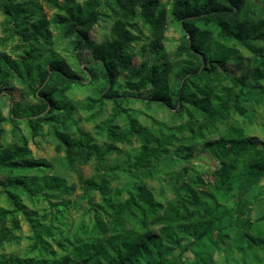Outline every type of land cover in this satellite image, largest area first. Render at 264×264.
Returning a JSON list of instances; mask_svg holds the SVG:
<instances>
[{"label": "trees", "instance_id": "1", "mask_svg": "<svg viewBox=\"0 0 264 264\" xmlns=\"http://www.w3.org/2000/svg\"><path fill=\"white\" fill-rule=\"evenodd\" d=\"M57 8L60 12L50 20L40 17L29 21L21 3L0 0V13L18 42L14 56L0 51V92L15 81L35 100L27 106L10 103L7 109L6 120L16 141L0 147V173L4 177L0 187L9 206L0 208V244L16 240V214H21L31 229V248L39 254L37 258L11 254L4 263L264 264V213L252 218L251 199L235 194L238 189L249 192L264 176V148L256 137L227 122L232 115L245 114L247 106L264 104V6L249 0H63ZM102 8L109 10L112 23L108 39L95 44L90 32ZM168 14L181 30L175 52L180 59L168 58L163 47ZM134 19L147 28V50L152 56L151 63L138 67L132 66L130 53L137 40L130 30ZM50 25L72 50L90 52L89 67L73 68L55 53ZM230 42L255 57L246 76L227 73L225 64L231 51L225 43ZM82 75L95 87L94 96L85 103L98 111L106 101L112 105L111 117L101 127L107 141L102 147L87 133L73 136L59 129L63 125L59 112L68 114L71 110L65 94L81 86ZM121 89L128 93H120ZM1 99L0 95V104ZM133 99L187 117L176 129L180 147L173 153L186 163L198 150L205 151L217 164L213 182H205L184 168L173 177L172 197L161 202L144 184L120 199L104 197L108 189L103 178L98 183L86 179V191L101 193L102 204L95 207L107 219L95 211L92 237L75 239L70 251L56 258L45 240L51 238L52 226L38 229L32 219L35 212L26 208L22 198L34 203L65 191L66 186L60 178L43 175L49 165L30 157L19 125L24 123L31 136L43 125L49 126L56 140L54 151L62 153L69 166L76 162L85 165L90 160L97 165L106 154L118 150L116 144L135 140L139 149L129 167L149 171L169 155L170 137H154L124 110L123 104ZM121 114L124 124L120 127L116 118ZM31 171L34 173L29 175ZM48 204L54 208L55 220L60 221L70 203ZM217 251L221 252L219 260L214 258ZM185 252L190 253V261L184 260ZM44 253L51 256L43 258Z\"/></svg>", "mask_w": 264, "mask_h": 264}, {"label": "rangeland", "instance_id": "2", "mask_svg": "<svg viewBox=\"0 0 264 264\" xmlns=\"http://www.w3.org/2000/svg\"><path fill=\"white\" fill-rule=\"evenodd\" d=\"M13 3H21L26 12L29 21L37 18H45L50 20L55 13H59L57 8L62 4L63 0H12ZM50 1H54L52 4ZM80 2V0H74ZM256 6H264V3L258 0H249ZM164 3L165 0H162ZM57 5V6H56ZM169 10V6L166 7ZM101 16L90 32V39L95 44H101L108 39L109 28L112 23V16L107 8H102ZM256 16L254 15V18ZM7 18L0 13V51L14 56L18 52V42L16 38L9 32V24ZM133 26L130 28L137 40L130 46L132 54V66L138 67L141 63L149 64L152 62V56L148 53L147 43L149 35L145 25L139 19L131 21ZM167 29L164 34L163 47L170 59L176 58L175 52L179 45L181 30L179 25L174 22L171 16H167ZM52 35H54L53 50L55 53L64 58L74 68L84 69L89 67L92 58L89 51H74L71 49L68 41H62L57 38V32L50 25ZM259 45V43L257 44ZM230 49L229 59L225 64L227 73L234 77L246 76L255 63V57L252 53L230 42L225 43ZM128 93L127 90H120V93ZM95 87L88 83L87 77L81 76V86L74 87L70 92L65 94V100L71 105L68 114L60 111L58 119L63 121V125L59 129H64L67 133L77 136L80 132L87 133L94 143L103 146L107 141L104 131L101 129L102 123L108 120L112 114V105L109 101L104 102L100 111L91 103H85L86 98L93 97ZM2 96L0 104V112L3 117L0 122V147L9 146L16 141L12 137L11 127L6 120L7 109L10 103H19L23 106L35 103L28 91L19 83L12 81L1 92ZM128 95V94H127ZM130 99L132 97L130 96ZM91 105V106H90ZM125 111L135 116L142 127L149 130L152 135L160 140H166L170 137V144L167 146L170 153L166 158H161L158 165L149 171H138L129 167L134 156L138 153L139 144L133 140L130 144H116L117 151L109 152L105 155L99 164H95L90 160L87 164L82 165L76 162L73 166L66 164L63 154L54 151L55 138L49 126L43 125L40 131L31 136L29 129L24 123L19 125V131L26 139V146L33 159L44 160L49 167L43 170V175L60 178L65 183V191L48 195L42 200L29 202L22 198V203L28 210L35 212L32 216L34 225L52 226L51 238H45L49 245V250L53 251L56 258L67 254L70 251V243L79 238L87 241L92 237L91 225L93 213L99 212L104 220L107 219L106 214L95 207L102 204V195L97 190L84 189L83 181L93 179L98 183L99 178L106 181L108 192L104 197H117L124 199L127 191L135 189L138 185L144 184L149 187L158 201H165L172 197L171 186L173 177L181 173L184 168L189 174L199 175L203 181L212 183V173L216 169L215 160L203 150H198L188 162L184 163L178 160L173 153L180 142L177 127L182 125L187 117L184 114H178L170 108L159 107L157 105L145 106L142 101L133 99V101L123 104ZM229 124L236 125L243 129L247 136H254L264 148V104L257 106H247V112L243 115H232L227 119ZM118 126L124 124V114L116 118ZM34 172H29L32 175ZM0 181H4L3 175L0 173ZM120 193L119 195H116ZM237 196H246L252 201V218H256L264 213V176L259 180L257 186L253 187L249 192L245 189L235 190ZM68 200L69 207L63 214L60 221L54 218V208L48 202H59ZM0 208L9 209L4 199L0 187ZM18 228L13 230L16 240L0 244V264H5L11 254L19 257H35L39 254L31 248L32 238L31 229L28 223L22 218L21 214H16ZM8 226V223H6ZM40 225V226H39ZM48 250V251H49ZM49 253L42 254L43 258H48ZM221 252L214 254L215 260H219ZM185 261L192 259L190 253L183 254Z\"/></svg>", "mask_w": 264, "mask_h": 264}]
</instances>
